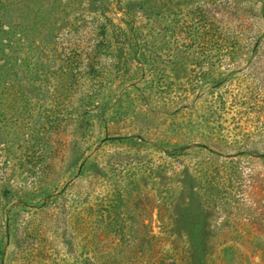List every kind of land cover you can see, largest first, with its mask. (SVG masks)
I'll return each mask as SVG.
<instances>
[{
  "label": "rangeland",
  "instance_id": "rangeland-1",
  "mask_svg": "<svg viewBox=\"0 0 264 264\" xmlns=\"http://www.w3.org/2000/svg\"><path fill=\"white\" fill-rule=\"evenodd\" d=\"M44 5L0 94V264H264V0Z\"/></svg>",
  "mask_w": 264,
  "mask_h": 264
},
{
  "label": "trees",
  "instance_id": "trees-1",
  "mask_svg": "<svg viewBox=\"0 0 264 264\" xmlns=\"http://www.w3.org/2000/svg\"><path fill=\"white\" fill-rule=\"evenodd\" d=\"M42 1L0 0V94L12 95L11 97L14 100H18L16 91H18L17 88L22 87V83H15L11 77L16 76L18 71H29L32 58L31 48L37 40L34 34L35 30L39 25H42L40 32L42 36L44 35V29L48 27L44 21L46 18L44 15L48 13L47 7L45 8V5L39 6ZM93 17L96 26L93 33L95 38H92L91 43L103 47L107 37L106 27L99 17ZM39 20H41L40 24L38 23ZM63 21L61 20L58 24L72 32V26L64 24ZM212 21L209 28L205 29V36L201 37L203 46L207 45L208 48H211L208 58L221 59L237 54V44L242 45L240 42L242 40L241 34L233 33L227 27L220 29L214 27L216 20L213 19ZM61 27L60 29H62ZM60 29L56 30L58 36H56V32L52 33L54 38H59ZM171 264H174V262Z\"/></svg>",
  "mask_w": 264,
  "mask_h": 264
}]
</instances>
